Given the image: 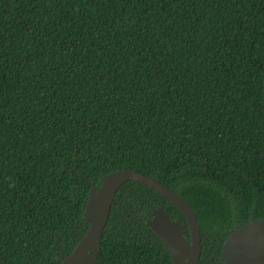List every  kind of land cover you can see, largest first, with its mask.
<instances>
[{
	"label": "trees",
	"instance_id": "16d2710c",
	"mask_svg": "<svg viewBox=\"0 0 264 264\" xmlns=\"http://www.w3.org/2000/svg\"><path fill=\"white\" fill-rule=\"evenodd\" d=\"M120 170L191 206L199 264L264 219V0H0V264H62ZM158 210L190 249L183 213L128 181L95 264H176Z\"/></svg>",
	"mask_w": 264,
	"mask_h": 264
},
{
	"label": "water",
	"instance_id": "95a60500",
	"mask_svg": "<svg viewBox=\"0 0 264 264\" xmlns=\"http://www.w3.org/2000/svg\"><path fill=\"white\" fill-rule=\"evenodd\" d=\"M128 181L152 189L183 213L189 224L190 249L183 238V227L173 222L164 211H156L149 225L167 244L176 264L185 260L186 264H199L202 254L201 228L191 206L179 194L153 177L134 170H120L104 177L99 191L91 192L86 212L90 227L62 264L96 263L98 252L94 246L104 234L118 190ZM222 259L225 264H264V219L251 221L232 232L224 244Z\"/></svg>",
	"mask_w": 264,
	"mask_h": 264
}]
</instances>
